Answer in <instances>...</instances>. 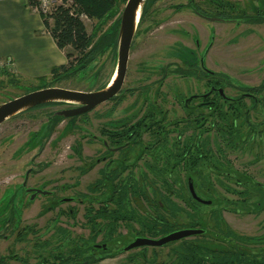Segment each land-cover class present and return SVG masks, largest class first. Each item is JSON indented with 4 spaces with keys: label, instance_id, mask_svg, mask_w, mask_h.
<instances>
[{
    "label": "flooded vegetation",
    "instance_id": "flooded-vegetation-1",
    "mask_svg": "<svg viewBox=\"0 0 264 264\" xmlns=\"http://www.w3.org/2000/svg\"><path fill=\"white\" fill-rule=\"evenodd\" d=\"M159 1L148 0L137 34L142 29L146 35L162 25L158 19H152L142 28ZM242 4L230 0L179 1L171 6L172 16L186 13L202 23L198 26L191 22L174 32L182 38L165 51L167 61L159 56L150 68H142L143 76L138 79L137 87L123 89L124 82L117 96L87 113L81 114L79 105L46 103L5 121L0 128L23 118L39 120L31 118L37 112H46L43 114L47 117L25 144L31 153L42 142L39 151L17 168L18 172L13 168L12 173L17 174L10 173L12 182L0 193V246L11 241L16 247L18 243H28L30 238V242L37 240L33 243L40 258L36 264H69L68 257L73 259V264H100L114 253L137 250L148 261L147 250L161 247L146 246L128 252L124 249L137 239L158 240L187 229L204 231L192 238L205 234H213L215 238L220 231L208 227L210 222H214L216 230L222 224L224 230H229L223 208L252 210L256 203L264 208V0ZM224 26H233L230 29L233 36L225 43V47H236L232 58L241 59L242 66L246 61L255 63L247 64L251 67L236 75L223 72L220 67L223 52L217 42L224 37ZM243 26L244 30L236 32ZM248 38L253 44L246 48V54L243 51L244 55L240 53L239 43ZM136 41L139 39L134 40L132 48ZM108 54L113 56L111 52ZM103 58L98 57L92 67L68 79L39 80L42 83L39 90L65 89L61 84L83 75L82 80L95 77L97 86L88 91L67 90L87 93L101 90L105 87L99 86L102 72L95 70ZM171 79L183 81V86ZM128 92H136L137 97L130 107L122 110L123 119H108L98 126L95 117L100 108L122 100ZM110 114L102 116L110 118L115 111ZM62 122L65 127L59 135L69 131L75 137L70 146L80 164L75 169L84 176L98 168L100 177L86 191H80V179L74 185H67L62 178L46 177L49 162L37 161L46 153L44 139L51 137ZM32 141L36 144L30 148ZM86 146L90 152H96L92 155L85 152ZM20 156L21 153L16 158ZM245 157L247 160L242 161ZM58 158L62 164L60 153L52 164ZM239 160L241 168L234 162ZM218 187L239 193L243 202L221 198ZM72 188V196H62V192ZM16 201H22L19 214L15 213ZM34 207H39L35 216L38 223L23 227L26 210ZM51 214L52 217H47ZM80 221L90 234L75 240L71 230ZM122 227L127 229L126 234L121 233ZM124 236L127 238L124 242L129 239L131 242L122 244ZM51 240L56 243L53 247ZM186 240L189 238L178 242ZM11 260L29 264L26 256L12 252L6 255L0 250V264H10Z\"/></svg>",
    "mask_w": 264,
    "mask_h": 264
},
{
    "label": "rangeland",
    "instance_id": "rangeland-1",
    "mask_svg": "<svg viewBox=\"0 0 264 264\" xmlns=\"http://www.w3.org/2000/svg\"><path fill=\"white\" fill-rule=\"evenodd\" d=\"M179 1H185V0H160L156 7H154L153 10H151L148 18L146 19L144 25L142 28H144L146 25H148L152 19H158L160 21L159 23L162 24L159 28L152 30L148 34H145V30L139 32L137 34L138 36L136 38L139 39V41L134 44V48L131 50L130 55V61H129V67L127 70V78L125 81V85L123 89L127 88H135L137 85L138 79L143 76V72L141 71L142 68H145L146 66H150L154 61H156L157 57L163 56L165 54V51L169 49L174 43L179 41L181 39V36L176 35L174 32L181 31L184 26L188 25L191 22H194L200 26L202 21L196 20L195 18L189 17L186 13H180L177 15H171V6L173 4L179 3ZM232 2H238L243 3L242 5L249 4L252 0H230ZM125 8V5L121 4V11ZM84 23L86 25V28L90 35L93 36V40L97 41L98 38L107 31L110 26L112 25L113 20L109 21L105 26L99 27L98 23L94 20H89L88 18H83ZM233 28V26H224L223 34L224 37L222 40H218L217 44L218 46L221 45V50L223 52V56L220 59L219 62H221L220 67L222 68L223 72L227 71L230 72V74L236 75L239 72H243L245 68L253 66L254 62L246 61V64L242 66L243 61L241 59H234V53L236 47H225L226 42L232 38L233 33H231L230 29ZM246 27H240V29H237L236 32H240L244 30ZM144 33V34H143ZM264 33V32H262ZM143 34V35H142ZM135 38V39H136ZM264 42V39L262 40ZM253 44L252 39L248 38L245 40H241L239 43L240 53L242 54L243 51L245 53L246 48L251 47ZM255 44V43H254ZM242 48H244L242 50ZM243 53V54H244ZM246 54V53H245ZM244 54V55H245ZM263 56V55H262ZM165 58V57H164ZM163 58V59H164ZM166 61L168 58H165ZM170 59V58H169ZM247 64H251V66H246ZM117 64H116V57L112 54H106L103 59L100 60L99 64L97 65L96 72L100 70L102 72L101 77H99V86L104 87L107 85L112 77L114 76L116 72ZM150 68V67H149ZM3 73V72H2ZM0 73V104H3L4 102L8 100H12L11 98H18L22 97L24 95H27L29 93L38 91L41 87L42 83L39 80L36 79H27V80H17L10 78L9 76H2L3 74ZM14 73V72H12ZM2 74V75H1ZM100 74V73H99ZM83 76H78L73 80H70L69 82H66L67 84L63 83L61 86L65 89H79V90H92L97 86L98 82H96L95 77L91 76V78H85V80H82ZM51 79L52 75L50 77H42L41 79ZM235 82L240 83L239 79L234 77ZM83 81V83H82ZM169 81H178V80H169ZM172 83V82H171ZM180 85L183 86V81H178ZM49 84V82H48ZM100 89V88H98ZM137 93L130 94V92L126 93L122 100L114 103H108L105 106H102L100 110L97 112V116L95 118L96 124L99 126V123L107 121L108 119L111 121L114 120H120L123 119L124 114L122 113L123 109H126V107H130L134 101L136 100ZM115 111V115H111ZM44 114L46 112H43ZM43 113L37 112L34 114V116H31V118H37L39 120L32 121V119H19L17 121H11L6 123L3 127L0 128V193H3L5 191V188L8 185V182H12V176L10 173L14 172L12 171L13 168H15V171L18 172V169L24 166V162L26 163L28 159L34 154L37 153L42 146V142L39 144L37 143V149L30 153L31 150H27V145H25L29 139L31 138V135L37 130L39 127H41L46 121L47 117ZM111 113L110 118H107L106 116L103 117V114ZM65 127V123L62 122L60 127L54 132V134L51 137H47L44 139V150L45 154L39 156V159H37L38 162H49L50 167L46 170V177H50V179L55 178H62L63 184L67 185H74L77 183L78 179H80L81 186L80 191H86V188L89 184L94 182L96 179L100 177V175L97 172L96 168L95 170H92L88 174L81 176V174L75 169L77 166H80L76 162L75 156H73L72 151L70 150V146L74 143L75 137L71 136V133H65V131L61 132ZM112 128V127H111ZM10 133H12L11 137L8 139H4L6 136H8ZM98 134V131H96ZM69 134V135H68ZM74 135V134H72ZM76 135V134H75ZM4 139V140H3ZM36 143L35 141H32L30 148H33ZM22 148V150H21ZM85 152L90 153L91 155L94 154L96 151L90 152L89 148L85 147ZM21 153V156L19 158H16L17 154ZM60 153L61 161H59V158L57 159L56 164H52V160L54 157H57ZM242 161H246L247 158H242ZM56 160H54L55 162ZM237 167L241 168L243 165L241 163V160L234 161ZM259 167V166H258ZM18 168V169H17ZM17 174V173H12ZM15 176V175H14ZM17 181V180H16ZM220 190L219 194L221 195V198H226L230 201H235L242 203L243 197L237 192H232L229 190H225L224 188L218 187ZM73 188L67 189L66 191L62 192V196L69 197L73 194ZM200 194L203 197H206V195ZM19 200V198H18ZM259 201V200H258ZM257 201V202H258ZM22 201H16L15 202V213L19 214ZM257 204V203H256ZM255 204V207L250 210V208H239L238 210L235 209L233 206L232 208H223V216L225 221L227 222V225L231 232H233L238 237H245L249 239H253L255 241H252L248 246L253 250H258L260 252L264 251V208L258 207ZM64 207H67V204L64 205ZM218 207V206H217ZM219 208V207H218ZM201 209H204V207H201ZM39 207H34L32 209L26 210V215L24 216V223L23 227L29 225L28 223L34 224L36 222L35 216L38 214ZM209 213V211H208ZM52 217L51 215H47V217ZM30 219H27L29 218ZM81 217V216H79ZM65 219V218H64ZM45 220V219H44ZM42 220V221H44ZM81 220V219H79ZM40 221V222H42ZM82 221V220H81ZM81 221L78 224V227H73V230H71L72 238L75 240H78L80 236L82 237H88L89 236V230L88 228H84L81 226ZM38 223V221L36 222ZM63 223H66L63 221ZM214 222H210L208 227L213 228L214 231L216 229L214 228ZM43 226L44 224H40ZM46 228L48 225H45ZM70 228L69 226H67ZM137 227V226H136ZM49 228V227H48ZM47 230V229H46ZM122 234L127 233V229L122 227L121 229ZM210 235V234H209ZM31 237V236H30ZM33 237V236H32ZM44 237V236H43ZM46 237V236H45ZM32 238H30L28 243H18V246L11 245V241L7 243H3L0 246V250L2 251V254H18L21 257H28L29 264H36V262L40 259L38 258V250L35 251L33 247V243H36L37 240L31 241ZM122 244L124 242V239H127L125 236L122 238ZM102 240V236L99 237V241ZM189 240H193V242H200L203 241V243L210 242L211 245H217L221 246L220 243H214L215 238L213 237V234L208 237H197V238H189ZM205 240V241H204ZM53 241L52 245L50 247H53V245H56L55 240ZM38 242V241H37ZM127 242H131V240H126L124 244ZM122 244L120 246H122ZM6 247H9L8 250H5ZM14 248L13 251H10L11 248ZM181 248V242H173L170 243L164 247L158 248V249H149L147 250V259L148 261H144V259L139 256L137 253L140 250L132 251L128 253H123L120 255H116L115 253L111 255L110 258L104 260L100 264H170L175 260V254L174 251L180 250ZM68 253L70 254V250H68ZM43 256H48L47 253H43ZM68 259H71V262L69 261V264H73V259L68 257ZM10 264H16L15 261L11 260Z\"/></svg>",
    "mask_w": 264,
    "mask_h": 264
},
{
    "label": "trees",
    "instance_id": "trees-1",
    "mask_svg": "<svg viewBox=\"0 0 264 264\" xmlns=\"http://www.w3.org/2000/svg\"><path fill=\"white\" fill-rule=\"evenodd\" d=\"M127 1L60 0L49 11H44L42 0H26L27 4L40 14L46 31L68 58L67 65L52 69V78L55 81L76 76L83 69L92 67L98 57L109 52L116 55L119 32L116 11L121 12V4L126 5ZM114 13L115 15H112ZM84 17L96 21L100 28L109 21L113 19L114 21L110 28L94 41L86 28ZM40 80L47 81L44 78ZM217 228L216 232L220 233L215 236L214 243H220L221 246L211 248L210 242L202 246L203 241H183L180 250L174 251L176 257L170 264H264V251L253 250L248 246L255 240L238 237L230 229L224 230V224L218 225ZM205 236L208 235L205 234L203 237Z\"/></svg>",
    "mask_w": 264,
    "mask_h": 264
},
{
    "label": "water",
    "instance_id": "water-1",
    "mask_svg": "<svg viewBox=\"0 0 264 264\" xmlns=\"http://www.w3.org/2000/svg\"><path fill=\"white\" fill-rule=\"evenodd\" d=\"M148 0H128L125 8L118 13L116 22L119 23V32L116 44V72L110 82L101 90L95 92H77L60 88H48L38 90L22 97L15 98L0 105V126L10 118L46 103H65L82 106L80 113H87L97 106L109 101L121 91L128 70L130 53L138 28L143 19ZM112 15H115L112 14ZM192 194L197 198L196 193ZM199 198H197L198 200ZM211 205V202H203ZM203 230H181L171 233L161 239H137L129 245L125 252L132 249L151 246L164 247L170 243L182 241L203 234ZM123 252V251H122Z\"/></svg>",
    "mask_w": 264,
    "mask_h": 264
},
{
    "label": "crops",
    "instance_id": "crops-1",
    "mask_svg": "<svg viewBox=\"0 0 264 264\" xmlns=\"http://www.w3.org/2000/svg\"><path fill=\"white\" fill-rule=\"evenodd\" d=\"M9 59L12 69L1 75L18 80L50 77L69 62L26 0H0V61Z\"/></svg>",
    "mask_w": 264,
    "mask_h": 264
},
{
    "label": "built area",
    "instance_id": "built-area-1",
    "mask_svg": "<svg viewBox=\"0 0 264 264\" xmlns=\"http://www.w3.org/2000/svg\"><path fill=\"white\" fill-rule=\"evenodd\" d=\"M60 0H42V8L44 11H49L55 3H59ZM12 61L9 59L5 62L0 61V73L5 72L8 69H12Z\"/></svg>",
    "mask_w": 264,
    "mask_h": 264
}]
</instances>
